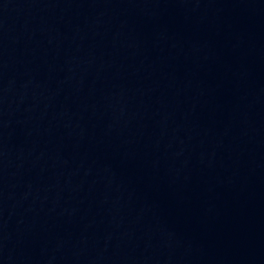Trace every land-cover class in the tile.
Masks as SVG:
<instances>
[{
	"label": "water",
	"instance_id": "obj_1",
	"mask_svg": "<svg viewBox=\"0 0 264 264\" xmlns=\"http://www.w3.org/2000/svg\"><path fill=\"white\" fill-rule=\"evenodd\" d=\"M0 264H264V0H0Z\"/></svg>",
	"mask_w": 264,
	"mask_h": 264
}]
</instances>
